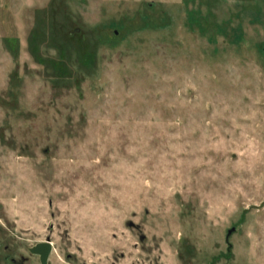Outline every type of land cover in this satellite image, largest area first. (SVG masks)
Here are the masks:
<instances>
[{"label":"rangeland","instance_id":"374dc122","mask_svg":"<svg viewBox=\"0 0 264 264\" xmlns=\"http://www.w3.org/2000/svg\"><path fill=\"white\" fill-rule=\"evenodd\" d=\"M43 242L264 264V0H0V264Z\"/></svg>","mask_w":264,"mask_h":264},{"label":"flooded vegetation","instance_id":"af4514ba","mask_svg":"<svg viewBox=\"0 0 264 264\" xmlns=\"http://www.w3.org/2000/svg\"><path fill=\"white\" fill-rule=\"evenodd\" d=\"M37 247V250H36V252H35V249H34V252H32L33 254H35V253H37L39 256H40V261H41V263L42 264H44L43 262H42V253H44L45 251L46 252H48V246L47 245H45V242H43V243H39V244H37L36 245Z\"/></svg>","mask_w":264,"mask_h":264},{"label":"water","instance_id":"95a60500","mask_svg":"<svg viewBox=\"0 0 264 264\" xmlns=\"http://www.w3.org/2000/svg\"><path fill=\"white\" fill-rule=\"evenodd\" d=\"M234 230H235V227H231V228H229V229L227 230V237H228V236H229ZM45 245L48 246V252H49V243H48V242H45ZM36 247H37V246L32 247V248H31V251L34 252V249H35V252H36V250H37ZM48 252L45 251L44 253H42V262H43V263L45 262V259H46L47 255H48Z\"/></svg>","mask_w":264,"mask_h":264}]
</instances>
